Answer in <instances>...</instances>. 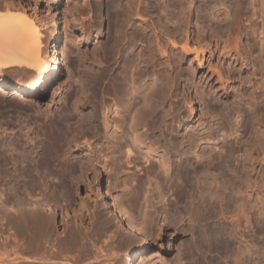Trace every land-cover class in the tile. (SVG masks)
Returning <instances> with one entry per match:
<instances>
[{
  "label": "bare ground",
  "instance_id": "obj_1",
  "mask_svg": "<svg viewBox=\"0 0 264 264\" xmlns=\"http://www.w3.org/2000/svg\"><path fill=\"white\" fill-rule=\"evenodd\" d=\"M59 1L60 0H54V4H57ZM64 1L66 2V0ZM183 1L184 0H177V1L175 0L173 2L174 8H178L177 10L179 11V15L174 16V15H169V14L165 15L168 11H165L166 13H164V11L158 6L157 0H138L139 4L137 3V9H136L135 14H139V15L141 14L143 16L146 15V17L149 18V19L147 18L148 23H147V19L145 20V18L143 19V17L139 16L143 20V25L141 24L140 25L141 27L137 26L133 28L132 31L125 34L126 36L122 35L123 32L119 30L120 32H122V34L119 35L117 39H121L120 36H122L123 40H120V41L118 40L114 42H115V45L117 44V46L120 47L118 42L121 43L122 41H125L124 43L129 45L131 43L133 44V42L135 41V38L139 37V39L145 43L144 46H145L146 51L145 50L144 51L146 53L145 52L144 53L147 54L145 55L146 56L145 62H147L146 65H148V68L150 69L149 70L150 73H152V75H155V77L157 76L156 82L159 79L160 81V82L158 81L159 86H157L158 87L157 88L152 83L153 86L149 88L151 84L148 85L147 87L149 88V90H147V87L146 89H141L140 87L141 84L139 85L137 84L140 87V89L139 88L136 89L137 94L135 96L134 95L132 96V93L128 92V90L131 87L134 88L135 81H137L136 78L132 77L138 74L136 71V73L134 74L132 73V75L127 73L131 77L129 76L130 80L125 79L124 81L125 83L123 82L124 85H120V87H118L117 89H113L112 87L114 91L113 93L115 95H113V93L111 92L114 97L112 95H110L112 97H109L108 93L110 92H107L108 91L107 88L109 89V87L105 88L103 87L104 85L100 87L101 85H99V82L101 84H104L106 81H108V80L105 81L104 78L109 75V69L112 67V66L109 67L111 62L109 64L107 62L108 60H105L104 62H107L109 66L106 65V63H104L105 65L103 66L101 64L102 67L100 68L99 72H97L98 69H95L94 71V68H92L93 65H91V67H89L88 70H86L87 71L86 79H84L86 80L84 82V88H85L84 92H86V95L84 97L85 98L84 102H85V105L89 108L88 112H86L88 116L87 121L91 123L88 125L90 126V128L91 126L94 128V126L97 125L95 122L96 120H98V115L100 113L101 115L100 122L101 124H103L104 126L103 129H105V131H107V129L109 130V127L111 124V126H114V128L117 130H120L118 129L120 127L126 126L128 130L129 129L131 130V133L133 132L132 135L135 133L134 136L131 138L132 140L127 141V142H125L126 141L125 140L124 143H122L121 141H120L121 143L120 142L118 143L117 141L115 143L116 139L113 138L114 143H115L113 144L115 148H119L120 145L121 147L124 145L125 147L123 146L122 148H124V150L126 151L127 158L130 159V160L128 159L126 160L131 161V162L133 161L132 164L135 163L136 166L138 163L137 161H134L135 160L134 158L137 156V154H135L134 153L135 151L132 150V148L130 147L131 144L132 146L144 147L146 150L145 151L146 156H147L146 158H148V156L150 158V156L152 155L158 158V162H159V163L157 162L158 166H155L153 165V163H151V168L149 169V171L153 172L157 178L153 182L155 183V185L153 186L155 190L151 188L155 192V193L152 192V195L156 194L157 195L156 197L158 198L162 197L161 200H163V198H166L168 193L165 197L161 195L162 194V192L160 193L161 184L159 185V182L168 183L170 193L165 199L166 201L165 206L164 205L163 206L165 207L164 211L168 213L169 216H170V213L172 212H174L175 214V211L177 212V210L181 207L183 208L187 206L188 208V205L190 207L192 203L194 204V202L197 204L196 205L197 214L195 212V214L198 216L196 218H199L197 221L204 222L211 218H213L214 220V217L219 215L218 212H220L221 215L226 214V213L228 214L226 215L228 216V222L230 226H226L225 223L215 224V222L212 221L213 223L206 227L204 223L202 225L200 222H198L200 223L199 227L202 226V228L200 227L201 228L200 230L202 231V233L201 231H199V235L201 233L203 238H206L211 243H215L218 247H220V248L216 247V249L218 248L219 251L220 250L224 251L223 255H225V257L228 259V261L225 264H264V180L260 179V180H263L261 183V181L258 180V178L256 179L257 174L255 177H253V175H255L254 171L256 170V168L254 167V165H256L254 164V161L256 162V160L254 158L259 153L258 151L255 152L256 150L253 151L252 149L253 147L250 148L249 143L251 142H249L248 138H247L248 140L247 141L240 137L236 142L237 145L236 147H234L235 148L234 150L233 149L231 150L229 147H227L226 144L228 143L227 142L225 143L226 139H224L225 136L228 137L230 135L231 136L237 135L236 128H237V123H238V117L242 114V113L240 114L241 110L238 107L239 104L241 106L246 107L249 110L250 112L249 118L252 120L254 125L258 127L257 125L258 123L259 124L263 123V126H262L263 130L260 129L261 132L260 131L259 132L263 135V138H264V76L263 77L260 76L259 78L256 77L258 73L259 74L263 73V70H264V0H185L184 1L185 3ZM2 2H5V1L0 0V3ZM7 3L3 4L5 5V7L0 6L4 10V12L3 10H0L1 12L0 13V115L1 117L6 115L7 117L10 118V116L11 115L13 116L14 113L16 114L20 113V109L23 110L25 106L28 108V105L29 106L31 105L32 103L31 101L35 99L34 97L36 96L37 93H40L42 90H45L46 88H49L51 84L55 83L58 79H60V77L64 73V68L66 70L67 68H70V69L74 68L78 61V56H79L78 54L80 53L79 52L80 50L77 46L71 45V41L73 40L66 32V27L64 25L65 24L64 12H61L62 13L61 18L62 19L64 18V19L63 20L61 19L60 21L58 20L59 21L58 22L54 20L53 17L48 18L51 16H48V17L39 16L40 14L38 15L35 13V9L33 12L31 11L32 14L29 13L30 15L26 14L25 12L16 13L15 11L14 12L10 11ZM11 10H13V8ZM219 10H222L221 14H223L222 15L223 18L222 16L219 18V12H218ZM55 12H52V14ZM193 16H195L194 23L192 22ZM258 19L260 21L259 30L256 27ZM58 23H59V26H58ZM42 29H45L48 34V37H46L48 44L44 42V38L42 34L43 32H41ZM125 32L126 31L124 29V33ZM257 43H258V46H257ZM112 46H111V50H112ZM123 47L121 46V48ZM178 48H179V54H181L180 55L181 58L182 56L187 57L188 55H191L192 56L191 60L192 59L196 60L197 62L196 70H197V73L200 72V76L198 77L199 78L198 82L201 83L202 81L200 85L198 84L199 87L195 85L192 88L193 90L195 89L194 91H195L197 100H193L191 97L188 98L186 108L188 107L189 117L187 118V122H194L195 120H197L196 114L199 108L195 107L194 102L199 103L200 107L202 105L203 106L202 111L205 110V113L206 112L211 113L210 111H216V114H215L216 116L215 115L213 116H215V118L217 117L215 119L214 117L210 116L215 119L214 121L212 120L213 123L210 124V122L208 121L209 123L206 124L205 123L206 121H205L204 122L205 125L201 129L200 126L203 125V121H202V124L199 123V125H197L200 127L199 129H195L196 127L194 128L195 130L187 129V131L181 135H178L175 132L174 124H175V119L177 116L174 117L175 118L174 119L173 116L171 117L172 115L171 113L173 112H170L171 114L170 115L169 113H167L166 111L167 109L165 110L163 108V103L166 100H168L170 93L173 92L175 94L174 90L171 91V87L173 85L171 81H173L174 77H177V75H179L180 65L178 66L177 65L178 63L176 64L175 59L177 60V57L173 55L175 53L172 54L170 50L178 49ZM255 48H258L257 51L259 52L258 54H256L255 57H252L251 51H253ZM104 51L107 52V50H104ZM112 51L116 52V47L113 48ZM117 52L121 53L120 50ZM171 54L175 57L174 61L172 59L173 56L171 58ZM206 54L207 56L205 57ZM108 55L110 54L108 53ZM113 55L112 56L110 55L111 57L109 58L105 54V56H107L110 59L109 61L112 60L111 58L113 57ZM157 55L158 57L156 58ZM215 55L217 56V59L216 61H214V63H211L210 59L211 57H214ZM164 57L166 58L165 62H163ZM101 58L103 59V57ZM102 59L100 60L103 63ZM129 59L132 60L133 58L129 57ZM129 59L126 58L127 61H129ZM161 59L163 60L159 61ZM179 59L180 58H178V60ZM178 60L177 62H179ZM131 62L133 65L132 67L136 66L135 65L136 61L134 62V59H133V61H129L127 63L128 67L131 65ZM163 63H167L169 65L168 70L170 72L166 69L167 73L169 72L168 74H166V72L163 74L162 70H164V68L163 69L160 68L162 69L160 70L157 68L158 66L156 67V65L165 66L166 64L164 65ZM178 67H179V71H178ZM70 72L72 71L70 70ZM14 73H17V74H14ZM145 73L146 72H144L143 74ZM143 74L140 73L137 75L138 77L136 76L138 79L141 78L139 81H142ZM143 78H145V76ZM102 81H105V82L103 83ZM60 84L58 85L60 86ZM204 85L205 87H203ZM59 86H57L58 89H59ZM153 87H156V90H153L152 89ZM110 91H111V87H110ZM219 91H222L221 94H219ZM72 93L73 91H68L64 94L63 96L64 98L62 97L63 101L61 102L63 103L62 106H64V108H62L60 104L61 108L63 109V111L61 109L62 112H64L66 107L67 109L70 110V108L75 106L73 105V103L76 104L74 101H76L77 99L72 100V98H76L75 93H73L75 96L72 97L73 96ZM14 95L15 97L18 95L17 100L19 99L20 102L17 100H16L17 102H15L16 98L14 99ZM260 98H261V101H259ZM28 102H31V103H28ZM260 103H262V105H260ZM168 109H171V108L169 107ZM69 110L67 112L70 113L71 110L70 111ZM73 111L74 110H72L71 113H73ZM170 111H173V110L171 109ZM36 113L33 116H36ZM111 113L117 116V118H115V116L113 117L115 121L108 118ZM175 114H177V112ZM148 115L152 116L149 122L148 120L150 118H148L149 117ZM71 116L68 115L66 116V118H64L65 116L63 118L64 120H68L67 117H71ZM129 117H130V121L128 122ZM223 119L227 120V123H228L227 125L223 124L222 122ZM110 120L112 121V123H110ZM63 122H65L64 125L65 126L67 125V128H73V127H70V124H71L70 120L68 121L69 122L68 124H66L67 123L66 121H63ZM71 125H73V123ZM103 126H101V128ZM144 126H147L146 129H143ZM253 126L250 127V130H254L252 129ZM256 126H254V128ZM97 129L98 128H96L95 130ZM91 130L93 131L94 129H91ZM95 130H94L95 133L94 132L92 133L91 131H89L90 134L92 133V135L93 134L96 135L99 130L97 131V133ZM64 131L67 132L66 130ZM148 131L150 132V134L153 135L154 139H152L153 137L152 138L150 137V134L148 133ZM257 131H252V132L254 133ZM252 132L249 134V136L253 134ZM147 133L149 135L148 137L152 139L151 141L147 139L148 138ZM119 134L122 135L121 133ZM255 134H258V133H255ZM114 135H117V134H114ZM90 137L92 136L90 135L89 138ZM89 138L87 137V140H85V144H87L86 147H88L89 149H88V153L86 152L88 154V156L86 155L87 157L85 156L86 161H84L86 162V164H84V166L86 165L85 170L87 171L89 170V172L84 171V173H88L87 181H88L89 189L92 190V192H94L93 190H95L97 194L96 197L98 198V199L96 198L97 199L96 201H98L100 205L103 204L105 206V212L107 214V217L109 216L110 218V219L108 218L107 220L108 221L111 220L117 226L119 223V225L123 228V230L125 231L127 235H129L130 237H133L135 240L139 239L140 235L142 236V233H143L142 231L144 230H142L141 226L139 227V225L136 224V222L132 220V218H130L129 213L127 210H125V207L123 204L125 202L122 203L121 200L118 199L119 197L116 198V196L111 192L112 188L109 187L110 183L100 184V183L95 182L96 183L95 185L92 180V176L94 175L90 176V174H93V173L95 174V171L92 173V170L94 169L96 165L95 163L93 164V162H95L94 160L95 159L94 157L95 144H91L90 140H88ZM201 142H210L212 143V146L213 144L215 146H218V151L215 152L216 150L214 151L213 149H211L208 152L207 150L208 153L205 152V155H204L203 154L204 152L203 153L200 152L203 149L202 150L198 149V145ZM262 144L264 146V143ZM38 147L39 146H36V148ZM158 149L160 150L162 149V152H161L162 154H159V152L157 151ZM37 150L35 149L34 151L35 155L33 157L35 158L32 161L34 164L33 163L32 164H33V167L39 171L40 170L39 168H41V166H43L42 168L45 167V165L43 164H45L46 162L48 164L51 160L48 158L49 156L45 157L46 159L48 158V160L46 159H44V161H42L43 159L40 160V158L38 157L39 155H38ZM32 152L33 151H31V153ZM132 153H134L136 156L134 155L135 157L134 156L130 157ZM234 153L238 154L237 156L240 155L241 157V161H239L240 162L239 165L237 164V167L239 166V170L241 172L235 170L234 168H231L232 160L230 161V158L234 156L233 155ZM263 153H264V147H263ZM13 155H12L13 157L12 159L13 161H15V163H18L17 161L20 159L19 156H23L19 154H16L15 156ZM30 155L32 156V154ZM141 156L138 155V158H140ZM36 157H38L39 160ZM114 157L116 156L112 157L114 160L113 163H115L116 161ZM53 158H54V155H53ZM55 158H57V156ZM55 158L53 160H55ZM117 160H118L117 163L120 162L118 158ZM78 161L79 160H77L76 162V159H75L74 162L78 164L79 163ZM82 161L83 160H81L80 162L83 163ZM105 161L106 160H104V162ZM128 161L126 162L130 163ZM60 162L59 161L57 162L58 166ZM119 164L120 163H118V166ZM68 165L71 166V163ZM81 165L82 164L78 165L79 166L78 171H80L82 167ZM70 168H72V166ZM116 168L118 169V172H119L120 171L119 168L118 167ZM116 168L115 170L113 168H110V169H113V171H116L117 170ZM36 169H34L33 171L36 172L35 177L37 179L33 180L32 188H37V189L40 188V189H44V191L46 189L51 190L52 187H53L52 189L56 188V187L54 188V186H56L54 185V181L56 182V184L61 183V182H57V181H60L61 179L60 180L55 179L57 178L55 177L57 176V174L56 175L54 174L55 176L51 175L52 172H55V171L50 172L51 167H49L50 170L46 168V171L49 170L47 171V173L45 172V170H43L45 172L44 173L40 171L38 172L36 171ZM72 169H70V171H73ZM257 170H258V167H257ZM116 172L114 173L116 174ZM77 173H75L76 175L74 174L72 176L71 175L72 173L70 172V176L69 175L65 176L64 174L66 173L64 172L63 175L65 176V178L64 180H62L63 184L59 188V192H58L59 195L56 194V196H54V197H57V200L59 197L62 202L66 203L67 206L68 204L70 205L72 202H75V198L80 192V185H78L79 183L78 178L81 175L79 172ZM14 180L16 183L18 182V178ZM147 181H152V179H148ZM11 182H14V181H11ZM137 182H140L139 185L140 184L142 185L146 181L141 182L139 180ZM6 185H7V181H5V179H3L0 176V193L1 194L2 193L4 194L5 190H8L6 189L7 188ZM22 189L26 190L24 187ZM21 192L24 194L22 195ZM21 192H20L21 195L24 197L22 200H20L19 198H15L16 200H12V202L9 201L10 202V203L8 202L9 204L7 202L6 204L2 202L3 204L1 203L0 205V206L3 205L2 207L5 211L6 209H10L11 211L12 209L13 210L16 209L17 211L21 208V211H20L21 213L19 211L18 213L22 214L25 211H27L28 213L27 212L25 213L30 214L29 216L28 215L25 216V214L20 216V217L25 216L23 219L21 218L23 220L22 222L24 223V225L22 224V222H20L21 223L20 226L24 228L23 230L20 229L21 230L20 232L23 231L24 236L22 239L23 241L20 240V243H18L19 242L18 241L15 247L18 245L20 247L21 246L23 247V245L28 246L30 244V241L34 240V239H31V236H30V234L32 233V228H34L37 232H39V234L42 233L48 236V237L46 236L47 238L45 239L43 238V240H45L51 246V248H53V246H55L53 242L58 241V240H53L55 239V237H57V235H53L54 238L48 235L50 232L52 233L51 230L53 229V228L52 229L50 228L51 230H49V226H51L49 224L51 221H53L52 219L54 218L55 214L60 215L64 219V214L62 213V211H65V208L62 207V205H60V203L62 204V202H60L59 204H56L57 207H55L54 209L50 207L47 208L48 212L46 213L45 207H47L48 205L47 206L46 204L43 205L42 202H45V201L48 202L47 199L42 198L41 196L42 199L38 201L40 197H37V196H40V195L45 196L47 192H44L45 194L43 193L41 194V192L40 194L39 193H37L36 195L34 194L35 197L38 198V200H34L33 197H32L33 199L32 200L31 195L27 193L28 191L25 192L22 190ZM47 194L49 195H46V197L50 196L51 194L50 191ZM24 195H26V197H28L29 195V198H25ZM52 195H54L53 192H52ZM6 197L9 199L7 195ZM50 197H47V198H50ZM43 199L44 201H41ZM29 201L31 202L36 201L35 204L39 205V206H36V205L33 206L34 203L32 202L33 203L32 206L34 207V210L32 209V211H37L35 210V208L37 209L39 208L38 209L39 212H41L43 208L45 209V211L41 213H35L36 215H33L34 212H32V216H31V212H29L31 210H28L30 209L28 207L31 206L29 205V203L30 204L32 203ZM26 204L28 207H27V210L24 211L22 207L24 208ZM15 212L12 211L11 213H15ZM18 213L16 212V214ZM166 213L164 214V216L166 215ZM16 214H9L8 216L9 222L10 221L12 222V220H14L13 215H16ZM91 217L92 216H89V217L88 216L87 217L75 216L73 217V219L75 220L74 226H72L71 224L69 225L66 222L65 223L66 225L64 224L65 229L63 231L66 232V234H68L69 236L75 235L72 237L73 240L76 236H79L81 234H83L84 236H87V235L90 236L89 234L91 233H88L85 231L82 233L81 228L77 224L75 226V223L78 222L82 224L84 219H88ZM217 220L215 219V221ZM92 222L94 224V221ZM89 223L91 222L89 221ZM115 224L113 225L116 226ZM109 234L112 235L111 233ZM44 235H42V237ZM68 235L66 236L67 238H69ZM14 237L15 236H13L12 238L14 239V241L15 239L16 240L19 239V238H14ZM36 237H39V235H36ZM12 239L10 238V240ZM38 240L40 241V239ZM107 240H109V238H107ZM5 241L7 243V240ZM34 241H37V240H34ZM41 241L39 243H41ZM76 241L77 240H75V242ZM92 242L94 243V241ZM202 242L203 240H201V243ZM6 243H5V246H6ZM42 243L45 246L46 243L44 242ZM43 244L41 246H43ZM1 246H0V264H8V263L10 264L11 262H14V261L15 262L17 261L18 263V261L22 262L23 259L25 260L23 264L36 263L32 259L36 260L40 264V261L41 263H43L42 261L44 260L46 261L50 257L51 254H54L48 251L51 254L48 253L49 257L48 256H47L48 258L46 257L47 250L50 249V247L48 248L47 246V249H44L46 251L45 253L43 249H42L43 251L38 252V253L41 252L42 254L44 253L45 256L42 254H39L38 255L39 257H37L35 256V254L33 255L32 254L33 251H31L32 247L36 249L35 248L36 246L31 245L32 246L31 250H30V247H27L28 248L27 250L32 252V253L31 252L28 253L29 256L30 254L35 256V257L31 256L32 257L31 258L28 255L25 256V255L20 254L21 251L23 253V251L25 250L24 247L23 249H21L22 248L21 247L20 248L21 251L18 252L19 250L17 251V247L16 249H14L15 247L12 246L13 248H11L10 246V248L13 249V251L9 247H8L9 249L7 248L3 251V247ZM84 246H81V247H84ZM100 247L98 248L100 249ZM98 248L96 249L97 251L99 250ZM55 249L57 251L58 248H55ZM52 250L53 249H51V251ZM100 250H101L100 251L101 253L103 252V254L105 255L107 254V253H104L103 247ZM55 254L54 255L56 257H59L57 256L58 255L57 253ZM62 256L64 258L65 255L63 254ZM124 257L126 260V264H138L139 261L141 260V258L136 260V258L139 257V254H138V250L134 248V246L132 248L129 247V249L125 252ZM50 258L53 259L54 256ZM63 258L61 260H64ZM31 260L33 261V263ZM49 261L47 260V262ZM52 261H55V260H52ZM68 261L69 260L67 259V261L65 260L63 261V263L68 262ZM69 262L72 263L71 261ZM50 263L56 264L57 261L56 263H53L50 261Z\"/></svg>",
  "mask_w": 264,
  "mask_h": 264
},
{
  "label": "rangeland",
  "instance_id": "obj_2",
  "mask_svg": "<svg viewBox=\"0 0 264 264\" xmlns=\"http://www.w3.org/2000/svg\"><path fill=\"white\" fill-rule=\"evenodd\" d=\"M4 1L5 2L0 3L1 4L0 6L5 7V5H3V4H5L9 1L7 3V5L9 7L10 11H13V12L15 11L16 13H24L25 12L26 14L30 15V14H32V12L35 9V13L38 15L40 14L39 16H41V17L51 16L48 18L53 17L54 20H56V21H58V20L60 21L62 19L61 18V15H62L61 12H64V14H65L64 15L65 16L64 17L65 18V20H64L65 24L64 25L66 27V32L71 37V39L73 40V41H71V45L77 46L80 50L79 51L80 53L78 52L79 56H78V61L76 63V66L74 68H71V69L66 67L67 70L64 68L63 75L60 77V79H58L56 81L58 84L61 83L60 86L56 82L51 84L49 86V88L42 90L40 93H37L36 96L34 97L35 99H33L34 101L33 100L31 101L32 103L28 102V103H31L30 106L28 105V108L25 106L23 108V110L20 109V113H18V112H17L18 114L14 113L13 116L12 115L10 116V118L7 117L6 115H4V116L2 115L3 117H1V115H0V176L3 179H5V181H7V185H6L7 188L6 189H8V190H5L4 194H6L9 197V199H8L6 197V195H4L3 193L2 194L0 193V201H1L0 205L2 202L4 204H6V202L8 203L9 201L12 202V200H16L15 198H19L20 200H22L24 198L22 196L24 193H22L21 191L23 190L25 192L28 191L27 193H29V195H31V199L33 197L34 200H38L37 197H40L38 200V201H40V199L46 198L48 202L45 201L46 203L45 202H42V203H43V205L44 204H46V206L48 205L47 207L44 206L46 209V213H47L48 212L47 208L50 207V208L54 209L55 207H57L56 204H59L60 202H62L59 197L57 200V197H54V196H56V194L59 195V193H58L59 188L63 184L62 180H64L65 176H68V175L70 176V172L72 173L71 174L72 176L77 172H79L81 175V176L78 175L80 177L78 178L79 183L78 182L77 183H78V185H80V192L76 196L75 202H72L70 205L68 204V206L64 202H62V204L60 203V205H62V207L65 208V211H62V213L64 214V219L60 215L55 214L54 218L52 219L53 221H51L49 224V225H51V226H49V230H51L52 228L53 229L51 230L52 233L49 231L51 234L49 233L48 235L52 236V238H54L53 235H57V237H55V239H53V240H58V241L53 242V244L55 246H53V248H51V246L45 240H43V238L45 239L48 236L44 235L42 233L39 234V232H37L34 228H32V233L30 234L31 239H34L37 241L31 240L30 244H29L30 246L29 245L28 246L23 245V247L25 248L23 253L21 251V249H23V247L21 246L22 247L21 248L18 245L19 246V248H18V246H16L17 251L18 250H19L18 252L21 251L20 254L25 255V256H27V255L29 256L28 253L33 251V253L32 252L31 253L33 255L35 254V256L39 257L38 255L42 254V253L41 252L38 253V252L43 251L44 249H47V246H48V248L50 247V249L47 250L46 257L47 256L49 257V254H51V253H54V254L57 253L58 254L57 256H59V257H56L55 256L56 254L55 255L51 254L52 256H54L53 259L50 258V257H52L51 255L49 257L50 259L47 257L48 258L47 260L48 261L50 260L53 263H56V261H57L58 264H64V263L65 264L66 263L67 264H104V263L105 264L106 263H108V264H126V260L124 257L125 252L129 249V247L132 248L134 246V248H136L138 250V254H139V257H137L136 260L141 258V260L139 261L138 264H225L228 261V259L225 257V255H223L224 251H222V250L219 251L218 248H220V247H218L215 243H211L209 240L202 237V234H201L202 231L200 230L202 228V226H200L201 227L200 228L199 225H200V223L202 225L204 223V225L207 227V226L211 225L213 222H215V224L225 223L226 226H230V224L228 222V216H227L228 214L226 213L227 214L226 215V214L222 213L224 215L223 216V215H221L220 212H218L219 215H217L218 214L217 213L216 215L218 217L215 216L214 220H213V218H211V219H208L204 222L197 221L199 219V218H196V217H198L196 215L197 214V212H196V208H197L196 205L197 204L194 202V204L192 203L190 207L188 205V208L190 210L187 208V206L183 207L184 209L181 207L177 210L178 213L175 211V214H174V212H172V213H170V216H169L168 213H166L164 211V209H165L164 206H165V202H166L165 199L167 198V196L170 193L168 183L159 182V185L161 184L160 185V187H161L160 193L162 192L161 195L165 197L168 193L166 198H163V200H161L162 197L158 198V197H156L157 196L156 194L152 195V192H154L153 190H155L153 187L155 185V183H153V182L157 178L153 172L149 171V169L151 168V163H153V165H155V166H158V163H159L158 158L156 156L154 157V155L150 156V158H149V156H148V158H146L147 156L145 153V151H146L145 148L142 146L141 147L140 146H132V144L130 142V144H131L130 147L132 148V150L135 151L134 153L137 154V156H136L134 153H132V155L130 156V157H132L134 155L136 156V157L134 156L135 157L134 161H137V163H138V164L136 163L137 164V166H136L135 163L132 164L133 161L132 162L128 161L130 159L127 158V153L124 150V148H122L124 145L121 147V145L119 144L120 149L114 147V144L116 143V141L118 143L120 141L122 143H124L125 140H126L125 142L132 140L131 138L134 136L135 133L132 135L133 132L131 133V130L129 129L130 130L129 131L126 126L120 127V128H118L120 130H117L114 128V126H111V124H110L109 130L107 129L108 132L105 131V129H103L104 128L103 124H101V122H100L101 121L100 113L98 115V120H96V122H95L97 125L94 123L96 125V126H94V128L92 126L90 128V126L88 125L91 123H89V121H87L88 116H87L86 112H88L89 108L85 105V102H84L85 101L84 97L86 95V92H84L85 91L84 82L86 80H84V79H86V73H87L86 70H88V68L91 67V65H93L92 68H94V71H95V69H98L97 72H99L100 68L103 65H105L104 63H106V65L109 66V64L111 62L109 67L112 66L113 69L111 67L109 69V75L104 78L105 81L108 80V81H106L107 83L105 81H102L103 83L105 82L104 84H101L99 82V85H101L100 87H102L103 85H104L103 87H105V88L109 87V89L107 88V90H108L107 92H110V93L114 92L113 89H117L118 87H120V85H124L125 79L130 80L129 74L132 75V73L134 74V73H136V71L138 74H140V73L143 74L144 72H146V73L142 75L143 77L145 76V78L142 77V81H139L141 78L140 79L137 78L138 74L134 75L135 77L132 76L133 78H136L138 81V82L135 81L134 88L131 87L128 90V92L132 93V96L133 95L135 96L137 94L136 89H138V88L140 89V87H141V89H146V87L150 84L151 85L149 86V88L151 86H153V84L156 87L159 86V82H160L159 79H158L159 82L158 81L156 82L157 76L155 77V75H152V73H150V71H149L150 69L148 68V65H146L147 62H145V60H146L145 55H147V54H145L146 53L145 52L146 49L144 46L145 43L143 41H141L139 39V37L135 38V41L133 42V44L131 43L129 45L125 44L124 43L125 41H122L121 43L118 42L120 47H118L117 44L115 45V42H114V41H118V40L119 41L123 40L122 36H120L121 39H117L119 37V35L122 34V32H123L122 35L126 36L125 34L132 31L133 28H135L137 26L141 27L140 26L141 24L143 25V20L139 16L143 17V19L145 18V20L148 18V17H146V15L143 16L141 14L140 15L135 14L136 9H137L138 0H66L67 3L64 0H60L57 4H54V0H8V1L4 0ZM174 1L175 0H157V3H158V6L164 11V13H166L165 11L169 12V13L167 12L165 15L169 14V15L177 16V15H179V11L177 10L178 8H174V3H173ZM65 4H66V6H65ZM12 5H13V7H12ZM1 7H0V10H3V8H1ZM11 7L13 8V10H11L12 9ZM177 11H178V13H177ZM3 12H4V10H3ZM52 12H55V13L52 14ZM218 12H219V18H220L223 15V14H221L222 10H219ZM127 14H129V15H127ZM58 18H60V19H58ZM222 18H223V16H222ZM148 19H147V23H148ZM192 22L193 23L195 22V16L192 17ZM135 23H137V24H135ZM60 24H61V22H60ZM58 26H59V23H58ZM256 27L258 28V30L260 29L259 19L257 20ZM121 28H123V29H121ZM124 29L126 31L125 33H124ZM119 30L122 32H120ZM41 32H43L42 34H43L44 42H46V44H48L47 38H46V37H48V34H47L46 30L42 29ZM150 32H148V33H150ZM134 43H135V45H134ZM111 46H112V50H113V48L116 47V52L111 50ZM121 46L122 47L124 46L123 47L124 49L121 48ZM257 46H258V43H257ZM104 50H107V52ZM119 50L121 53L117 52ZM257 50H258V48H255L253 51H251L252 57H255L256 54H258L259 51H257ZM109 51H111L113 53H111ZM170 51L172 54L175 53L173 55H175L177 57V60H178V58H180L178 60L179 62H177V60L175 59L176 64L178 63L177 65L178 66L180 65L179 66L180 71H179V67H178V71H179L180 76L177 75V77H174L175 79L173 78L174 82L171 81V83L173 84V85L171 84L172 85L171 91L174 90L175 94L173 92L170 93L168 100H166L163 103V108L165 110L167 109L166 111L169 114H170V112H173L174 114L177 112V114H175V115L173 113H171L172 115L171 114L170 115H171V117L173 116V118L177 116L176 119L174 118L175 119V124H174L175 132H176V134L181 135L184 132H186L187 129L195 130V129H199L200 127L202 129L203 126L205 125V123L208 124L210 122V124H211V123H213V121L217 117L215 118L216 111H210L211 113H207V112L205 113V110L202 111L203 106L201 105V107H200L199 103L194 102L195 107L199 108V110L197 111V114H196L197 120H195L194 122H187V118L189 117L188 107L186 108L188 98L191 97L193 100H197V97H196V94L194 91L195 89L193 90L192 88L195 85H197L199 87V85L202 83V81H201V83L198 82V80H199L198 77L200 76V72L197 73V70H196L197 62H196V60H193V59L191 60V57H192L191 55H188L187 57L182 56V58H181L180 57L181 54H179V48L178 49H172ZM172 51H174V52H172ZM104 53L109 58L113 54L115 56L113 55V57L111 58L112 60L109 61L110 59L107 56H105ZM108 53L111 56L108 55ZM116 54H118V55H116ZM172 54H171V58L173 56ZM206 56H207V54L205 55V57ZM101 57H103V59ZM129 57H132L134 59V62L136 61L135 62L136 66L132 67L133 65L131 62V65L129 66L131 68L128 67L127 63L129 61H133V59L130 60ZM157 57H158V55L156 56V58ZM126 58H128L129 61H127ZM174 58L175 57L173 56V58H172L173 61H174ZM100 59L103 60V63L101 62ZM114 59H115V61H114ZM116 59H118V60H116ZM216 59H217V56L215 55L214 57H211L210 62L214 63V61H216ZM105 60H108L107 62L109 64H107V62H104ZM162 60L163 59H161L159 61H162ZM165 61H166V58L164 57L163 62H165ZM101 64H102V66H101ZM163 64L164 65L166 64V65L165 66L156 65V67L158 66L157 67L158 69L164 68V70H166V69L168 70L169 65L167 63H163ZM225 65H226V63H225ZM167 66H168V68H167ZM126 67H127V69H126ZM69 69L72 72H70ZM162 69H160V70H162ZM164 70H162L163 74L165 72H166V74H168L170 72L168 70L169 72L167 73V70L166 71H164ZM110 71H112V72H110ZM127 73H129V74H127ZM14 74H17V73H14ZM260 74L258 73L256 77L257 78H259L260 76L263 77L264 76V70H263V73H260ZM184 75L187 78H185ZM122 76L125 78H123ZM126 76H127V78H126ZM147 76H149V77H147ZM152 80H153V82H152ZM137 84L138 85L141 84L140 87ZM56 85L59 86V89ZM54 87H55V89H54ZM110 87H111V91H110ZM112 87H113V89H112ZM156 87H153L152 89L156 90ZM203 87H205V85ZM149 88L147 87V90H149ZM173 88H175V89H173ZM68 91H73V93H75V95H76L75 96L72 93L73 94L72 97H74V96L76 97V98H72V100L77 99L76 101H74L76 104L73 103V105H75L74 106L75 108L74 107H72L73 109L70 108L71 112H72V110H74L73 111L74 114L71 112H70L71 114L69 112H67L69 110V109H67V107H66L67 111L65 109L64 112H62L63 111L62 108H64V106H62L63 103L61 102V101H63L62 97ZM221 92L222 91H219V94H221ZM110 93H108L109 97H112L113 95H115L114 93H113V95H112V93L111 94ZM110 95H112V96H110ZM192 95H193V97H192ZM17 97H18V95L16 97L14 95V99L16 98L15 102L19 101V99L17 100ZM170 97H172V98H170ZM259 101H261V98L259 99ZM167 103H168V105H167ZM60 104H61L62 108H61ZM35 105H36V107H35ZM260 105H262V103H260ZM169 107L173 111H170L171 109H168ZM238 107L241 110L240 114L241 113L242 114L238 117V123H237V128H236L237 135L236 136L230 135L228 137L225 136V138H224V139H226L225 143L227 142L228 143V144H226L227 147H229L231 150L232 149L234 150L235 149L234 147H236V145H237L236 142L240 137L242 139H245V140H247V138H248L249 142H251V143L253 142L252 144L249 143L250 148L253 147L252 148L253 151L256 150L255 152L258 151V153H259L258 155L256 153L257 156H255V158H254L257 162L256 163L254 161V164H256V165H254V167L256 168V170L258 167V170L254 171L255 175H253V177H255L257 174L258 177L256 176V179L258 178V180H260V179L264 180V178H263L264 177V153H263V147L264 146L262 144V143H264V138H263V135L260 133L261 130H263V127H262L263 123H260V124L258 123L257 124L258 127H257L256 125L253 124L252 120L249 118L250 117L249 110L246 107L241 106L240 104L238 105ZM38 108H40V109H38ZM61 109H62V111H61ZM35 113H36V116H33ZM202 113H204V114H202ZM207 114H209V115H207ZM68 115H70V116L72 115V116L67 117L68 120H64V118H66V116H68ZM170 115H169V117H170ZM213 115H215V116H213ZM114 116L115 115H113L111 113L108 118L115 121V119L113 118ZM148 116L147 117L150 118L148 120V122H149L151 120L152 116L151 115H148ZM210 116L214 117L215 119L210 117ZM115 118H117V116H115ZM69 120H70L71 124L73 123V125L70 124V127H73V128H67V125L66 126L64 125L65 122H63V121H66L67 122L66 124H68ZM71 120H72V122H71ZM146 120H147V118H146ZM129 121H130V117L128 118V122ZM202 121H203V125H201L200 127L197 126V125H199V123L202 124ZM222 122L225 125L228 124L227 120H225V119H223ZM110 123H112L111 120H110ZM87 125H88V127H87ZM253 125L256 127L254 128ZM101 126H103V127L101 128ZM251 126H253L252 129H254V130H250ZM146 127L147 126H144L143 129H146ZM42 128H43V130H42ZM96 128H98V129L95 130ZM258 128H259V130H258ZM68 129H69V131L71 129V131L69 132ZM91 129H94L96 131V133L98 130L99 131L96 135L93 134L94 135L93 136L92 133L94 132V130L92 131ZM64 130H66L67 132H65ZM121 130L123 133L121 132ZM89 131H91L92 133L90 134ZM250 131L251 132L257 131V132H254V133L252 132L253 134H251L249 136V134L251 133ZM68 132H69V134H68ZM113 133L117 134L118 137H117V135H114ZM119 133H121L122 135H120ZM148 133L150 134L149 131H148ZM148 133H147V137L149 136ZM255 133H258V134H255ZM89 134L92 137L89 138V136H90ZM128 135H130V136H128ZM87 137L89 138L88 140H90L91 144H95V147H94V151H95L94 152V157H95L94 160H95V162H93V164L95 163L96 166L92 170V173L95 171V174L94 173L90 174V176L94 175V176H92V180H93L94 184L96 185V183H100V184L101 183L102 184L103 183L104 184L110 183L111 186L109 185V187L112 188L111 192L116 196V198L119 197L118 199H120L122 203L125 202L123 204H124L125 210L128 211L130 218H132V220H134L136 222V224H138L139 227L141 226L142 230H144V231H142L143 232L142 236L140 235L139 239L135 240L133 237H130L129 235H127L125 233V231L123 230V228L119 225V223L117 226L111 220L108 221L107 219L109 218V216L107 217V214L105 212V206L103 204L100 205L98 203V201H96L98 198L96 197L97 194H96L95 190H93L94 192H92V190L89 189V185H88V181H87L88 180V173H84V171L89 172V170L88 171L85 170L86 165L84 166V164H86V162H84V161H86L85 159L88 156L87 153H88V149H89L88 147H86L87 144H85V140H87ZM150 137L152 138L153 135L150 134ZM150 137H148L147 139L150 141L152 139H154V137L152 139ZM113 138L116 139L115 143H114ZM33 142L36 143L37 145L34 144ZM128 144H129V142H128ZM36 146H39V147L36 148ZM214 146L215 145L213 144V146H212V143H210V142H201L198 145V149H200V150L203 149L204 151L203 150L202 151L199 150V151L202 153L204 152L203 154L205 155V152H207V150L209 152L211 149H213L214 151L216 150L215 152H217L218 146H215V148H214ZM35 149L36 150L38 149L37 150L38 155H39L38 157L40 158V160L43 159L42 161H44V159H46L45 157L49 156L48 158L52 162L49 160L50 162L48 161L49 162L48 164L46 162L43 165H45V167L48 169H49V167H51V170L49 169L50 172L55 171V172L51 173L52 176H55L57 174V176H55L57 178H55V179H57V180L61 179L60 181L56 180L57 182H61L58 184H56V182L54 181L55 179L53 180L54 185H56V186H54V188L56 187L55 189H52L53 187L51 188V190H53V191L48 190V189H46L47 191L46 190L44 191V189L38 188L39 189L38 190L37 188H32L33 180L37 179L35 177L36 172L33 171L36 168L33 167L34 163L32 162L33 159L35 158V157H33L35 155V153H34ZM118 149L120 150V152ZM31 151H33V152L31 153ZM157 151L159 152V154H162L161 153L162 149L161 150L158 149ZM261 151L263 154L261 153ZM15 152H17V153H15ZM13 154L23 155V156H19L20 159L17 161L18 163H15V161H13V159H12ZM30 154H32V156ZM15 155H13V156H15ZM53 155H54V158L57 156V158H55V160H53L54 159ZM103 155L106 157H104ZM111 155L116 156V157H114V159L116 160L115 163H113L114 160L112 158L113 156H111ZM138 155L139 156L142 155V156L140 158H138ZM233 155H234L233 157L231 156L233 159L230 158V161L232 160L231 168H234L235 170L241 172L239 170V166L237 167V164L239 165V163H240L239 161H241V157H240V155L237 156L238 154H235V153ZM38 157H36V158H38ZM42 157H44V158H42ZM143 157L146 159H144ZM31 158H32V160H31ZM39 158H38V160H39ZM48 158L46 160H48ZM117 158L120 160V162H118V163L121 164V165L119 164V166H121V167L118 166ZM75 159H76V162H77V160H79L78 162L80 164H82L80 171H78L79 170L78 165H80V164L75 163L74 162ZM80 159L83 160L82 161L83 163L80 162L81 161ZM126 159H128V160H126ZM104 160H106V161L104 162ZM58 161L59 162L61 161L59 163V166L57 164ZM71 161L74 163H72ZM126 161H128L130 163H127ZM63 163H65V164H63ZM70 163H71L72 168L74 167L75 169L70 168L71 166L68 165ZM74 165H76V166H74ZM111 166H113V167H111ZM42 167L43 166H41V168H39L40 172H44L43 170H45V172L47 173V171H49V170L46 171V168L44 167L45 168L44 169ZM114 167L115 168L118 167L120 171L118 172L117 168H116L117 172L113 171V169L115 170ZM69 168L72 169L73 171H70ZM110 168H113V169H110ZM36 171H38V170L36 169ZM64 172L66 174H64ZM114 172H116L117 175ZM13 175H14V177H13ZM9 176H10V178H9ZM15 176H16V178H15ZM32 176H33V178H32ZM17 178H18V182L16 183L14 179H17ZM148 179H152V181H147ZM139 180L141 182L146 181L144 183L145 185L144 184L139 185L140 182H137ZM263 180H260L261 183ZM11 181H14V182H11ZM95 185H94V187H95ZM12 186H14V187H12ZM23 187L26 190L22 189ZM54 190H55V192H54ZM8 191H9V193H8ZM35 191H36V193H35ZM49 191L51 193L50 194L51 197L47 196V197H50V198H47L46 195H49V194H47ZM20 192L22 193V195ZM40 192H41V194L42 193L45 194L44 192H47V193L45 196L40 195V196L35 197V195L37 193L40 194ZM52 192L54 195H52ZM87 193H88V195H87ZM144 194H145V196H144ZM12 195H13V197H12ZM29 195H28V197H26V195H24V196H25V198H29ZM32 195H34V196H32ZM10 196H11V198H10ZM41 196H42V198H41ZM91 196H92V198H91ZM159 197H160V195H159ZM41 201H44V199ZM56 201H57V203H56ZM29 202H31V201H29ZM32 202L34 203V205ZM32 202H31L32 204L29 203V205H31L29 207L27 206L28 203L25 206L26 208L25 207L23 208L21 206L22 209L25 211V210H27V207L30 208L28 210H31V211H29V212H31V216H32V212H34L33 215H36L35 213H41V212L45 211L44 208L42 211L40 209L41 212H39V210H38L39 208L38 209L35 208V210H37V211H32V209L34 210L33 206H35V205L39 206V205L35 204L36 201H32ZM2 206H0V207H2ZM153 209H155V210H153ZM14 210L16 211V209H14ZM14 210L12 209L13 212H15ZM12 211L10 209H6V211H5L3 209V207L0 208V242H1L0 246L3 245V246H1V247H3V251L5 249H7L8 247L10 248V246H11V248L15 247V245L17 244L18 241H19L18 243H20V240L23 241L22 239H23L24 234H23V231L20 232L21 231L20 229L23 230L24 228L20 226V224H21L20 222L23 221L22 219L26 215H28V216L30 215V214L25 213L27 211L20 214L21 208L16 211L17 213H18V211L20 212L18 214H16V212L11 213ZM191 211H192V213H191ZM195 212H196V214H195ZM165 213H166V215L164 216ZM176 213H177V215H176ZM9 214H16V215H13L14 220H12V222L11 221L9 222V217H8ZM23 214H25V216L20 217ZM75 216H78V217H80V216H85V217L92 216L93 217V218L91 217L88 219H84L82 224L78 223V222L75 223V226L77 224L81 228L82 233L84 231L91 233V234H89L90 236H88V235L84 236L83 234H81V235H79L80 237L76 236L73 240L72 237L75 235L69 236L68 234H66V232L63 231L65 229V225H66L65 223L66 222L69 225L71 224L72 226H74L75 220L73 219V217H75ZM192 216H194V217H192ZM225 217H227V218H225ZM92 219H94V220H92ZM215 219L216 220L218 219V220L215 221ZM89 221L91 223H89ZM92 221H94V224ZM106 222H107V224H106ZM111 222H112V224H111ZM198 222H200V223H198ZM205 222H207V223H205ZM22 224L24 225L23 222H22ZM113 224H115L116 226H114ZM32 227H33V225H32ZM86 228H88V229H86ZM199 231H201V233H200L201 236L199 235ZM34 233H36V234H34ZM104 233L107 235H105ZM109 233H111L112 235H110ZM36 235H39V237H36ZM42 235H44V236L42 237ZM67 235L69 238L66 237ZM13 236H15L14 238H19L17 240L15 239L16 243H15L14 239H12ZM9 237L14 242L12 240H10ZM57 238H59V239H57ZM107 238H109V240H111V241L107 240ZM38 239H40V241L41 240H43V241H41V243H39L40 241ZM63 239L66 241H64ZM5 240H7V243ZM75 240H77V241L75 242ZM91 240L94 241V243ZM201 240H203L202 243H201ZM32 241H34L35 244ZM208 241H209V243H208ZM42 242L46 243L45 244L46 247L44 246V244ZM5 243H6V246H5ZM200 243H201V245H200ZM42 244H43L44 248H43V246H41ZM82 244H84L85 246ZM21 245H22V243H21ZM31 245L32 246L35 245L36 249H34V247H32ZM202 245H204V246H202ZM210 245H211V247H210ZM81 246H84V247H81ZM86 246H87V248H86ZM16 247L14 249H16ZM27 247H30V250L32 247V250L28 251ZM54 247L58 248L59 251H58V249L56 251V249ZM98 247H100V249H102V247H103L104 253H107V254L105 255V254H103V252L101 253L100 252L101 250ZM216 247H218V248L216 249ZM97 248L99 249L98 251L96 250ZM51 249H53V250L51 251ZM11 250L13 251V249H11ZM26 251H28V252H26ZM48 251H50L51 253ZM45 252L46 251L44 250V253ZM24 253H26V254H24ZM44 253L42 255L45 256ZM32 254H30L29 257L33 256ZM63 254L65 255L64 258L62 256ZM221 254H222V256H221ZM35 256H33V257H35ZM70 256H71V258H70ZM62 258L64 260H61ZM67 259L69 261H71L72 263H70L69 261H68L69 263L68 262L63 263V261H65V260L67 261ZM32 260L36 262L34 264H39V262H37L36 260H34V259H32ZM47 260L46 261L44 260L42 262L44 264H46V263L52 264V263H50V261L47 262ZM52 260H55V261H52ZM24 261L25 260L23 259L22 262L18 261V263L20 264V262H21V264H23ZM33 261H32V263H33ZM109 261H111V262H109ZM14 263L18 264L17 261L11 262L10 264H14ZM43 263H41V261H40V264H43Z\"/></svg>",
  "mask_w": 264,
  "mask_h": 264
}]
</instances>
